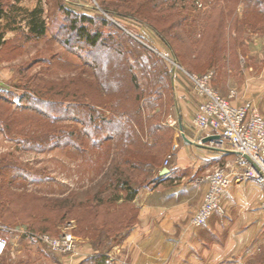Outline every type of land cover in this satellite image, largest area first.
Returning a JSON list of instances; mask_svg holds the SVG:
<instances>
[{"label": "rangeland", "instance_id": "374dc122", "mask_svg": "<svg viewBox=\"0 0 264 264\" xmlns=\"http://www.w3.org/2000/svg\"><path fill=\"white\" fill-rule=\"evenodd\" d=\"M4 4L0 32L9 40L0 49V63H7L0 68L6 70L5 77L0 76V235L5 239L18 235L22 264L63 260L72 264L85 244L107 256L129 230L125 225L136 224L138 218L137 196L124 202L129 194L122 188L126 177L116 172L125 153L122 147L141 149L145 162L155 159L152 168L143 165L132 172L129 186L138 195L158 183L165 161L169 156L173 160L174 145L185 143L180 124L201 144L204 134L193 126L194 116L181 123L177 118L174 78L178 73L213 72L212 86L225 97L234 90L235 101L241 100L245 86L238 81L239 54L256 73L264 64V57L254 51L259 34L253 33L258 22L264 36V12L258 13L264 11V0H4ZM239 6L244 15L238 22ZM37 9L45 24V35L39 38L30 34L29 25ZM228 20L236 36L228 35ZM75 22L99 36L96 45L80 37L72 27ZM166 70L168 87L162 90L154 84L161 82ZM134 75L135 82L130 77ZM188 77L193 98L197 94ZM105 83L110 87L103 92ZM127 110L132 121L122 114ZM104 118L128 121L130 138L111 137ZM63 133L66 136L60 138ZM225 154L210 172L233 166L234 154ZM72 205V212L61 218ZM222 206L220 215L226 216ZM31 224L46 228L39 235L72 236L75 252H55L31 235Z\"/></svg>", "mask_w": 264, "mask_h": 264}, {"label": "crops", "instance_id": "0c3cea01", "mask_svg": "<svg viewBox=\"0 0 264 264\" xmlns=\"http://www.w3.org/2000/svg\"><path fill=\"white\" fill-rule=\"evenodd\" d=\"M238 10L236 20L239 22L244 13L241 6ZM263 12L261 9L258 13L261 15ZM227 25L228 35L236 36V31L230 30V20ZM255 25L253 33L259 35L254 51H258L257 56L264 57L262 26L258 22ZM7 40L9 38L4 41ZM239 57L237 72L241 78L238 81L245 87L239 93L243 94L241 100L239 98L235 103L247 102L264 115V64L256 73L253 67L243 64L240 54ZM227 58L225 65L228 64ZM6 64L0 63V68L4 69ZM1 69L0 76L4 78L6 70ZM231 72L229 69L228 73ZM186 77L185 73L176 74L173 84L180 123L181 120L191 121L200 103L197 95L190 97L192 88ZM221 88L224 87L221 85ZM185 135L195 144L185 141L174 145L169 173L160 176L155 186L143 189L137 195L136 224L110 248L102 264H264V191L259 183L251 180L235 182L222 197L226 216L215 214L200 229L191 225V217L198 210L207 188L206 184L198 185L195 180L215 168L219 162L217 159L227 152L210 150L199 145L194 135ZM204 138L205 135L201 140ZM18 238L16 234L7 238L9 246L5 255L0 256V264H22L23 243ZM82 247L80 257L71 263L98 264L87 261L98 252L88 244ZM61 264H67L66 260Z\"/></svg>", "mask_w": 264, "mask_h": 264}, {"label": "built area", "instance_id": "2783aa9c", "mask_svg": "<svg viewBox=\"0 0 264 264\" xmlns=\"http://www.w3.org/2000/svg\"><path fill=\"white\" fill-rule=\"evenodd\" d=\"M174 65L178 64L173 62ZM200 100L193 117V126L205 137L218 136L217 140L204 146L235 155L232 167L218 168L195 181L206 184L202 202L191 217L190 223L196 228L204 227L215 214H223L222 197L235 183L255 181L264 189V115L249 104H236V91L222 96L213 86V72L204 76L188 75ZM169 117L170 122H174ZM202 144V140H201ZM172 156L165 161V168L171 164ZM169 169V168H168ZM39 241L57 253L69 255L76 249L75 239L70 235L53 238L49 235H35ZM9 240L0 235V256L4 255Z\"/></svg>", "mask_w": 264, "mask_h": 264}, {"label": "trees", "instance_id": "16d2710c", "mask_svg": "<svg viewBox=\"0 0 264 264\" xmlns=\"http://www.w3.org/2000/svg\"><path fill=\"white\" fill-rule=\"evenodd\" d=\"M41 14H42V10H39V9L35 10V12L32 13L33 20L29 24L30 25V34L32 36H35L36 38L43 37L45 35V24H44V21L41 20V16H40ZM4 15H5V4H4V0H0V27H1V20L4 18ZM81 20L82 21H89V22L91 21L89 18H86V17H82ZM175 24H176V22H173V24L170 25V27L171 28H174ZM72 27H73V29H76L77 30V32H78V34L80 35L81 38L87 40V43L88 44H90L92 46H94V45L97 44L98 37L99 36L98 35H91L88 32V29L85 26L78 27L77 22H75ZM171 28H170V30H171ZM158 30L160 31L161 28H158ZM170 30L169 31L167 30L166 33L168 35H170V36H174V34H172V32ZM162 31L164 32V30H161V32ZM4 44H5L4 34L0 32V49H1V47L4 46ZM179 59H180L181 64L184 67L187 68V71L188 72L191 73L192 72L191 66H189V64L187 65V62H185L184 57H181V55H180L179 56ZM128 72L129 71L126 72L127 73L126 74L127 76L130 75V74H128ZM166 76H169V73L167 72V70L164 71V73H163L162 76H160L159 79H160L161 82H156L154 85L160 87L162 90L163 89L166 90V88L168 87V86H166L167 84L165 83V80H164V77H166ZM130 77H131V80L133 82L137 81V78H136L135 75L134 76H130ZM103 87H104L103 88V92H106V91H108V88L107 87H110V85L105 83L103 85ZM136 87H137V90H138L139 89L138 86H136ZM137 99L138 98H136V101H137ZM78 105H80V107L81 106H84L85 108L88 107L86 104L85 105H82L80 103ZM94 106L95 105H93V104L90 105V107L92 108L91 109L92 111H93V109H95ZM139 109H140V107L138 106V110ZM122 114L129 121H132V117L128 113V110L127 111H124ZM89 120L91 121V123H94V121H95L94 117H92V116L90 117ZM103 122L107 124V130H109L112 133L113 136H111V137H114V135H117L116 137H121V139H129L130 138L131 133H130V131L128 132L126 130L127 126H129V122L128 121H125L123 123V122H117L116 120H113V119L107 120V118H104ZM0 123H2L1 120H0ZM95 128H98L99 129L100 126L99 125H96ZM73 134H75V132L72 133L71 136H73ZM65 136L66 135H64V133L63 134H60V138H63ZM132 144H134V143H132ZM149 150L150 149H146L145 152L148 153ZM122 151H124L125 153H123V155H122V160H121L119 166L116 168V172H117L118 175H121V177L122 176H125L126 177V182L122 181V188L123 189H126L127 192L129 193L128 196H127V198H126V201H124V202H128V201H133L135 199V197L137 196V190H135L131 186H129V182L131 180L130 177L133 176L132 175V172L137 171L143 165H144V167L147 166L148 169L149 168H152V166L154 165L155 159L145 162V160H143V158H142L143 151L141 149H139V150H135V149L130 150L127 146H123L122 147ZM159 178H160V176L158 177V179ZM90 200L91 199L86 200V201H88L87 204H89L91 202ZM97 202H100L101 204L103 203L101 200L100 201H97ZM74 207L75 206L72 205L70 207V210H67L64 214H62L61 218L65 217L66 215H68L69 213H71L72 212L71 209L74 208ZM91 211H93V210H91ZM94 216L97 217V214H96L95 211H94ZM44 221H47V219H45ZM132 225L133 224H131V225L130 224H127V225H125V228L126 229H129ZM29 228H30V231L32 233H34L35 235H39V234H37L39 230L40 231L46 230V228L37 227L34 224H31L29 226ZM106 259H107V256L106 255H103V254H100L99 253L98 255H96L93 258H89L87 261H89V262H98V264H102V262H105Z\"/></svg>", "mask_w": 264, "mask_h": 264}, {"label": "water", "instance_id": "95a60500", "mask_svg": "<svg viewBox=\"0 0 264 264\" xmlns=\"http://www.w3.org/2000/svg\"><path fill=\"white\" fill-rule=\"evenodd\" d=\"M180 131L183 135V138L186 142L190 143V144H195L193 141H191L190 139H188L185 135V133L183 132V128L182 126L180 127ZM218 139V136H209V137H205L204 139H202V144H199V145H204L208 142H211V141H214V140H217ZM169 173V169L168 168H164L161 172H160V176H165Z\"/></svg>", "mask_w": 264, "mask_h": 264}]
</instances>
